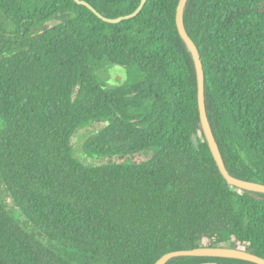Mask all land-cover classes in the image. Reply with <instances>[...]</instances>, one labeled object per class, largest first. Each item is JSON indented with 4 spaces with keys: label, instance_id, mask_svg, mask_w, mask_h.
Wrapping results in <instances>:
<instances>
[{
    "label": "trees",
    "instance_id": "trees-1",
    "mask_svg": "<svg viewBox=\"0 0 264 264\" xmlns=\"http://www.w3.org/2000/svg\"><path fill=\"white\" fill-rule=\"evenodd\" d=\"M79 1L115 19L141 0ZM178 2L108 24L74 0H0V184L21 218L0 191V264H155L203 247L264 259V194L228 185L209 151ZM183 25L225 169L264 185V0H188ZM113 66L128 76L109 88ZM94 123L83 155L127 160L75 157L71 138Z\"/></svg>",
    "mask_w": 264,
    "mask_h": 264
},
{
    "label": "water",
    "instance_id": "water-1",
    "mask_svg": "<svg viewBox=\"0 0 264 264\" xmlns=\"http://www.w3.org/2000/svg\"><path fill=\"white\" fill-rule=\"evenodd\" d=\"M187 1L188 0H179L178 6L176 9L175 22H176L178 34L180 38L182 39V41L184 42V44L187 46L192 56L193 62H194L196 79H197V102H198L200 124L203 130L204 137L207 142L209 151L216 163V166L220 174L223 176V178L225 179L228 185L233 186L239 190L264 194V185H261L259 183L247 182V181L234 178L225 169L221 154L219 152L218 146L213 137V134H212V131H211L208 119H207V115H206L205 102H204V73H203V68H202V64L200 61L199 53L195 45L191 41V39L188 37L185 31L184 25H183V11H184ZM74 2L78 5L85 6L86 8H88L92 13H94L103 22L108 23V24H117L121 21L134 18L141 11L146 0H141L140 5L132 14L119 17V18H115V19H108V18L102 17L91 6H89L87 3L83 1L74 0ZM55 26H56L55 22L48 23V28H53ZM181 257L223 258V259L242 260V261L250 262L253 264H264V259L262 258L249 254L245 252L244 250H235L229 247H215V248L203 247V248H197V249L188 250V251L171 252V253L164 255L155 264H167L170 260L175 259V258H181Z\"/></svg>",
    "mask_w": 264,
    "mask_h": 264
},
{
    "label": "rangeland",
    "instance_id": "rangeland-1",
    "mask_svg": "<svg viewBox=\"0 0 264 264\" xmlns=\"http://www.w3.org/2000/svg\"><path fill=\"white\" fill-rule=\"evenodd\" d=\"M127 68L126 67H119V66H113L110 67L100 74V78L103 80L105 85L109 88L113 87H119L125 83L127 80ZM103 127V124L94 123L84 129L78 130L74 136L70 140V145L72 147V150L74 152L75 157L80 159L83 163L90 164V165H99L103 163L108 162H122L123 160L127 159H103V158H96L90 159L87 156L83 155L82 152V146L84 142L87 140L88 137H90L92 134H94L96 131L100 130ZM147 158L146 154L137 155L134 157L129 158L130 161L134 163H139L141 161H144ZM0 191L2 194L3 202L8 210H11L12 215L17 218L21 219L18 214V210L14 211V206L12 204L11 198L4 192L3 186L0 184ZM14 211V212H13Z\"/></svg>",
    "mask_w": 264,
    "mask_h": 264
}]
</instances>
